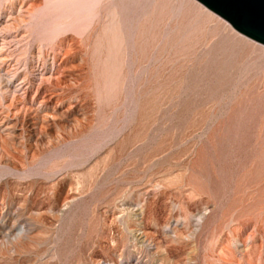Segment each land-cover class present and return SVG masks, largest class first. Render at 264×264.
<instances>
[{
	"label": "rangeland",
	"instance_id": "374dc122",
	"mask_svg": "<svg viewBox=\"0 0 264 264\" xmlns=\"http://www.w3.org/2000/svg\"><path fill=\"white\" fill-rule=\"evenodd\" d=\"M84 9L50 43L44 0H0L33 78L0 99V264H264V45L197 0Z\"/></svg>",
	"mask_w": 264,
	"mask_h": 264
},
{
	"label": "bare ground",
	"instance_id": "6f19581e",
	"mask_svg": "<svg viewBox=\"0 0 264 264\" xmlns=\"http://www.w3.org/2000/svg\"><path fill=\"white\" fill-rule=\"evenodd\" d=\"M89 2L90 0H44V7L47 12L43 16L39 17V19L36 21V24L38 26L37 32L42 33L41 39L45 41H49L50 43L52 42L55 43V42H58L62 34L67 31H73L75 33L82 32L92 21V19H88L86 16H84L86 13L84 6L87 9ZM9 36L10 35L8 34H0V41H3V40L5 41L6 38ZM47 36H50V39L47 40L46 39ZM15 51H16L15 48L12 49L8 46L0 48V52H7L9 54V58L7 59V61L2 62L0 65V99L1 101H7L10 98L11 100L8 104V107H11V105L15 106L17 104V91L21 88L20 86L23 84H27L30 87V84H32L31 81L33 80V78L28 74V75L23 76L22 81L18 85L15 84L16 76L19 75L20 72L22 71L24 72L28 68V63H29V60L27 59L26 56L22 54L16 55ZM15 57H16L17 62L16 64H12L14 65V67H16V69H14L13 71L14 75L10 76V78L7 79L5 76H9L10 71L6 70V68L10 66V62ZM20 65H24V68L18 72L17 68H20ZM38 66L43 71L47 70L46 65L42 63L41 61L38 62ZM59 66L60 65H55L54 62L52 63L51 67H52L53 73L58 72ZM75 68H76L75 66H67L64 69H62L64 70V73L67 72L65 75L66 78L64 80H61L63 78L61 77L57 78L56 76V79H55L56 81L55 83H53L54 88L59 87V89H62V87H64V89L66 88L67 90L68 89L72 90L74 81L76 79L74 78ZM3 69L5 70L4 72L2 71ZM4 87L9 88V89L13 87L14 88L13 90H9V89L5 90L3 89ZM12 92H15L16 94L12 95ZM33 103L34 102L32 101L31 104L28 106V108L25 110V111H29L33 115L29 123V125L31 126L30 132H34L35 127L42 128L44 124V121L40 113L43 110V104L32 106ZM23 108H26V107H23ZM26 113L22 115V118H24V115ZM51 116L53 117L54 115L51 114ZM36 118L39 119V121L37 123H35V121L32 122L33 119H36ZM0 129H1L0 132H4L7 129L5 126V122L3 120H0ZM11 135H13L11 132H5V135H1L0 139L2 140L4 144H7L5 137L11 136ZM7 161L8 163H11V161L9 160Z\"/></svg>",
	"mask_w": 264,
	"mask_h": 264
},
{
	"label": "water",
	"instance_id": "95a60500",
	"mask_svg": "<svg viewBox=\"0 0 264 264\" xmlns=\"http://www.w3.org/2000/svg\"><path fill=\"white\" fill-rule=\"evenodd\" d=\"M238 33L264 45V0H197Z\"/></svg>",
	"mask_w": 264,
	"mask_h": 264
}]
</instances>
